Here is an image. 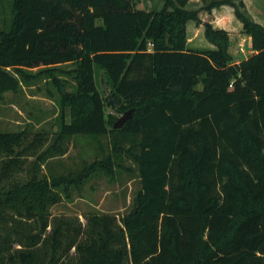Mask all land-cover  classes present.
I'll list each match as a JSON object with an SVG mask.
<instances>
[{"label": "trees", "instance_id": "16d2710c", "mask_svg": "<svg viewBox=\"0 0 264 264\" xmlns=\"http://www.w3.org/2000/svg\"><path fill=\"white\" fill-rule=\"evenodd\" d=\"M188 2L3 1L0 99L46 80L61 112L50 144L40 132H0V264H264V26L243 0H210L207 10L234 8L254 54L235 63L229 33L210 23L216 48L190 49L187 23L202 20ZM107 104L132 117L114 129ZM79 134H110L113 152L46 175ZM124 155L141 180L128 212L88 214L85 227L51 221L72 188L99 171L114 177Z\"/></svg>", "mask_w": 264, "mask_h": 264}, {"label": "rangeland", "instance_id": "374dc122", "mask_svg": "<svg viewBox=\"0 0 264 264\" xmlns=\"http://www.w3.org/2000/svg\"><path fill=\"white\" fill-rule=\"evenodd\" d=\"M3 1L5 0H0V27L6 16ZM163 5L164 0H137V7L149 11L161 9ZM244 43L245 52L240 50L237 59L243 58L244 53L248 54L250 48L246 42ZM233 48L234 44L231 46L232 50ZM233 61L235 62L234 57ZM66 67L71 68L73 65L67 64ZM32 70L36 71L37 68ZM94 70L98 87L102 89L100 67L95 65ZM69 89L72 87L70 86ZM108 89L109 93L106 95L109 98L111 88ZM60 112L59 97L57 93L52 94L49 91L46 80L23 83L18 91L6 92L0 99V132L28 131L31 136L40 132L48 137L50 144L54 141L58 130ZM122 114L112 105H106L107 116L118 119ZM64 146L68 150L63 156L50 158L43 166L46 175H66L81 171L85 164L103 159L113 152V139L110 134L101 136L79 134L66 138ZM120 162L124 167L116 168L114 177L99 171L91 175L80 188H72L70 198H64L51 208V221L66 217L73 222V227L79 224L85 227L86 215L94 213L114 215L119 220L132 208L133 200L141 188L135 163L126 155ZM24 175L25 173H20V176ZM50 229L51 227H48L47 231Z\"/></svg>", "mask_w": 264, "mask_h": 264}, {"label": "crops", "instance_id": "0c3cea01", "mask_svg": "<svg viewBox=\"0 0 264 264\" xmlns=\"http://www.w3.org/2000/svg\"><path fill=\"white\" fill-rule=\"evenodd\" d=\"M210 0H189L188 9L199 10V17L202 23L198 24L193 20L187 23V45L190 49L203 50L215 49L216 46L209 42L205 36V23H210L214 28L224 29L229 33L231 46L234 44L233 50L230 46V52L235 59V63H239L254 54L252 49V38L243 32V23L236 17L235 10L230 5H222L214 7L211 10L205 8L206 3ZM246 11L250 17L264 26V0H243ZM247 43L248 54L244 53V57L237 59L236 56L240 50L245 52V43Z\"/></svg>", "mask_w": 264, "mask_h": 264}, {"label": "water", "instance_id": "95a60500", "mask_svg": "<svg viewBox=\"0 0 264 264\" xmlns=\"http://www.w3.org/2000/svg\"><path fill=\"white\" fill-rule=\"evenodd\" d=\"M101 81H102V85H103V88L105 90L106 93H109V89L106 85V82H105V78H104V75H102V78H101ZM112 100L114 101L116 107H118L120 105L119 101H117L116 99L112 98ZM133 111L134 109H129V110H126L113 124V128L114 129H120L124 123L130 119L132 117V114H133Z\"/></svg>", "mask_w": 264, "mask_h": 264}]
</instances>
